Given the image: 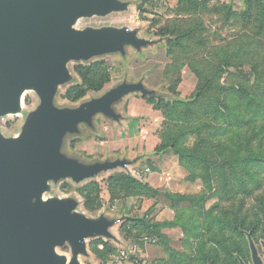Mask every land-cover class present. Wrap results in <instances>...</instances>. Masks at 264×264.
Instances as JSON below:
<instances>
[{
	"label": "trees",
	"instance_id": "16d2710c",
	"mask_svg": "<svg viewBox=\"0 0 264 264\" xmlns=\"http://www.w3.org/2000/svg\"><path fill=\"white\" fill-rule=\"evenodd\" d=\"M139 1L137 9L141 16L149 14L147 6L157 8L153 0ZM243 5L244 9L236 12L232 5L212 7L209 0H178L176 18L163 25L159 20L153 22L155 26L160 25V35L173 37L168 42L173 63L167 67L165 75L177 76V79L169 90L177 94L175 89L185 66L198 78L196 90L188 99L167 101L162 96H143L164 118L159 131L161 143L156 152L171 150L178 164L191 173V181L202 180L205 194L200 202L198 197L166 194L174 207L183 202L190 204L189 210L193 212L187 220L159 223L150 219L147 212L144 217L124 221L121 233L127 239L142 246L145 237L153 239L170 258L164 263L153 261L152 264H196L198 257L203 264L216 260L218 252L204 247L206 237L215 241L225 238L228 229L247 228V216L241 214L242 210H226L216 205L204 212V204L210 197L240 200L242 208L244 197L256 195L259 204L264 205V62L254 54L255 50H264V0H243ZM206 15H216L223 22L222 28L235 30L233 40L211 37L204 23ZM246 66L250 70H245ZM75 72L79 81L74 80V86L63 95L73 103L80 102L91 92H101L112 79L105 60L79 65ZM225 76L227 84L222 82ZM138 132L133 128L129 135ZM78 142L73 141L71 148ZM106 187L111 202L133 198L153 200L162 195L148 183L127 174L109 177ZM80 194L85 211L95 214L100 210L102 186L98 181L86 184ZM216 209L222 211L218 213ZM258 212L259 215L264 213V206L261 205ZM178 225L186 235V245L193 250L191 256L176 254L164 233L165 229ZM198 238L195 248L192 242ZM92 244V250L104 263L117 253L104 239L93 240Z\"/></svg>",
	"mask_w": 264,
	"mask_h": 264
},
{
	"label": "water",
	"instance_id": "95a60500",
	"mask_svg": "<svg viewBox=\"0 0 264 264\" xmlns=\"http://www.w3.org/2000/svg\"><path fill=\"white\" fill-rule=\"evenodd\" d=\"M128 6L119 0H0V118L18 115L28 90L40 100L18 138L5 139L0 132V264H82L88 240L126 247L121 226L128 216L91 218L77 212L76 198L43 197L51 182L90 183L131 164L124 159L85 163L63 147L81 126L93 128L99 115L119 122L115 106L126 97L157 96L143 82L122 83L76 108L55 105L58 86L72 79L69 62L124 56L127 48L140 51L155 43L128 28L74 29L80 18L124 12ZM130 176L137 179L136 173ZM66 245L70 259L56 250ZM256 261L260 264L257 256Z\"/></svg>",
	"mask_w": 264,
	"mask_h": 264
},
{
	"label": "rangeland",
	"instance_id": "374dc122",
	"mask_svg": "<svg viewBox=\"0 0 264 264\" xmlns=\"http://www.w3.org/2000/svg\"><path fill=\"white\" fill-rule=\"evenodd\" d=\"M129 4L128 9L124 12H116L106 16H92L80 18L74 25L76 30H84L86 28H128L129 30L138 31L139 37L155 42L153 45L137 51L133 48H127L126 54L123 56L119 53L101 56L91 59L88 62L71 61L67 64V70L71 73V81L58 86L55 98V105L58 108H76L81 103L88 102L94 98L100 97L105 92L119 86L122 83L143 82L148 90L154 91L157 96H162L165 100L174 101L175 99H188L195 92L198 78L189 66H185L181 72V82L176 87L177 94L169 89L174 86L177 76H166L167 67L171 65L172 57L169 54L168 42L173 39L171 35H160V25L165 24L176 18L175 10L178 6V0H153L157 4V8L147 6L149 14L141 16L137 6L141 3L139 0H119ZM210 5H232L236 12L244 9L243 0H209ZM182 18V16H178ZM146 19V20H143ZM160 22L155 26L154 21ZM204 23L211 37H220L225 40H233L235 30L230 27L223 26V22L216 15L204 16ZM254 54L257 59L264 62V50H255ZM99 60H105L110 66L112 79L104 87L100 93H89L84 99L78 103L65 100L63 95L66 91L74 86L75 81H79V77L75 72V67L94 63ZM245 70H250L249 66ZM236 72V70H232ZM179 77V76H178ZM75 80V81H74ZM227 76L222 82H226ZM157 100V98H156ZM40 105L39 97L33 90L25 92L22 100V110L18 115H9L0 118V132L5 139L18 138L24 127V124L31 113L37 110ZM115 110L122 116L119 122L108 119L102 115L94 119V127L89 128L85 125L81 126L78 135L68 136L65 140L63 151L70 157L78 158L85 163H96L104 161H114L124 159L131 164L128 168H118L101 174L97 177L102 186V196L100 200V210L96 214H90L84 210L82 202L83 197L80 194L83 187L89 183L84 182L75 184L71 180H62L59 182H51L50 190L44 195V199H69L76 198L80 202L77 212L83 213L88 217L96 218L104 214L109 218H129L144 217L147 212L150 213V219L159 223H176L177 220H187L189 214L193 211L189 210L190 204L183 202L179 206L174 207L173 201L166 194L173 196L198 197L202 200L204 192V184L202 180L193 182L190 180L191 173L187 168L178 164V158L174 153L164 152L157 154L156 148L161 143L159 131L164 122L163 115L160 111H156L153 106L143 98L140 94H133L115 106ZM136 120V123H133ZM139 131L138 134L130 136V132ZM73 141H79L75 148H71ZM152 155V156H150ZM150 157H158L159 159H150ZM154 167V171L152 169ZM150 168V172L146 173L142 179L137 177L139 181L151 184L163 183L157 189L162 195L153 200L145 198H133L128 200L110 201L107 191L106 181L109 177L118 174L132 175L137 171H146ZM158 172H155L158 170ZM155 172V173H154ZM137 176V175H136ZM152 176V178H151ZM213 194V193H212ZM242 199V198H241ZM245 204L242 208L241 201H228L222 196H212L204 204V212L211 211L212 207L218 205L226 210H242V215L247 216V222H251L254 214L259 213L261 205L257 201L256 195L252 197H244ZM260 205V206H259ZM222 210L216 209V212ZM116 226L112 232H118ZM204 233V229L202 230ZM164 233L170 240V247L176 254L191 256L193 252L190 245H186V235L182 228L178 225L164 230ZM236 235L226 232V237L232 238ZM209 239V237L207 238ZM200 239L193 241V247ZM112 245V242L109 241ZM93 241H87L88 256L81 257L82 264H112L114 254L104 263L92 250ZM114 247V246H113ZM115 248V247H114ZM116 249V248H115ZM57 252L71 258V249L69 246L57 248ZM197 253V252H196ZM149 259L151 262H166L170 258L165 250L160 246L149 247ZM199 256V255H198ZM197 257V256H196ZM198 260L200 258L198 257ZM196 260V261H198Z\"/></svg>",
	"mask_w": 264,
	"mask_h": 264
},
{
	"label": "flooded vegetation",
	"instance_id": "af4514ba",
	"mask_svg": "<svg viewBox=\"0 0 264 264\" xmlns=\"http://www.w3.org/2000/svg\"><path fill=\"white\" fill-rule=\"evenodd\" d=\"M236 234L235 237L220 238L215 241L206 237L207 250L217 251L218 259L208 260L205 264H264V213L254 214L251 222L247 223V228L227 230ZM202 255V254H201ZM196 264H203L202 260Z\"/></svg>",
	"mask_w": 264,
	"mask_h": 264
},
{
	"label": "built area",
	"instance_id": "2783aa9c",
	"mask_svg": "<svg viewBox=\"0 0 264 264\" xmlns=\"http://www.w3.org/2000/svg\"><path fill=\"white\" fill-rule=\"evenodd\" d=\"M150 172V168L146 171H137L136 175L139 178L146 176L145 174ZM126 247H120L117 253L112 258V264H152L149 257V247L155 246L156 241L145 237L143 241V246L137 241L129 240L124 234H122ZM157 246V245H156ZM103 246L100 247L103 250Z\"/></svg>",
	"mask_w": 264,
	"mask_h": 264
},
{
	"label": "crops",
	"instance_id": "0c3cea01",
	"mask_svg": "<svg viewBox=\"0 0 264 264\" xmlns=\"http://www.w3.org/2000/svg\"><path fill=\"white\" fill-rule=\"evenodd\" d=\"M134 136V135H133ZM150 156H152V155H150ZM153 158L154 159H159L158 157H150V159H152L153 160ZM154 171V170H153ZM159 171V169L158 170H156L155 172H158ZM154 172V173H155ZM151 178H152V176H151ZM160 185H163V183H161V182H159V183H153L152 181H151V184H150V186L151 187H153V188H155V189H159L158 187L160 186Z\"/></svg>",
	"mask_w": 264,
	"mask_h": 264
}]
</instances>
